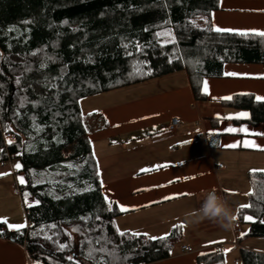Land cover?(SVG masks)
Here are the masks:
<instances>
[{
	"label": "trees",
	"instance_id": "16d2710c",
	"mask_svg": "<svg viewBox=\"0 0 264 264\" xmlns=\"http://www.w3.org/2000/svg\"><path fill=\"white\" fill-rule=\"evenodd\" d=\"M218 2L0 0V124L17 139L4 150L0 136V164L7 155L17 160V189L23 201L25 193L33 200L25 206L27 228L8 232L0 225V238L22 246L32 264H151L170 257L171 237L118 234L119 214L102 196L79 100L178 71L186 72L200 99L203 78L220 76L223 64H264V37L210 30ZM163 32L171 35H157ZM224 105L264 123V103L251 96ZM249 180L254 207L238 212L248 226L240 241L264 239V173ZM240 258L264 264V254L242 249ZM200 262L223 264V255L214 252Z\"/></svg>",
	"mask_w": 264,
	"mask_h": 264
},
{
	"label": "crops",
	"instance_id": "0c3cea01",
	"mask_svg": "<svg viewBox=\"0 0 264 264\" xmlns=\"http://www.w3.org/2000/svg\"><path fill=\"white\" fill-rule=\"evenodd\" d=\"M210 23L211 28L264 31V0H219ZM229 71L248 75L225 76ZM254 77H264V64L231 62L222 65L220 76L203 78L200 99L194 97L186 72L178 71L79 100L102 196L129 208L121 212L113 203L119 214L115 228L147 239L165 234L172 238L170 257L151 264H199V258L214 252L223 255L225 264V249H232L228 254L235 251L237 256L244 248L264 254V239L241 244V236L237 249L232 226L224 228L219 222L196 217L186 222V214L198 211L210 190L227 202L238 219L240 205L248 204L251 193L250 170H264V150L227 147L250 140L264 148V135H251L264 134V123L249 122V111L225 106L230 100L219 99L251 96L254 102L264 103L255 99L264 97V78ZM204 80L209 84L207 95L202 91ZM239 113L247 116L235 118ZM229 116L234 118L225 119ZM173 118L180 120L179 128L153 141L151 137L163 133ZM230 128L237 131H227ZM245 128L247 132L240 131ZM11 165L0 164V174L7 173L0 175V218L27 225L25 204ZM157 165L167 167L140 171ZM181 224L182 230L174 227ZM0 225L16 232L7 224ZM247 229L242 224V233ZM183 246L191 247L192 252H181ZM0 264L32 263L22 246L0 238Z\"/></svg>",
	"mask_w": 264,
	"mask_h": 264
},
{
	"label": "snow or ice",
	"instance_id": "6c2138e0",
	"mask_svg": "<svg viewBox=\"0 0 264 264\" xmlns=\"http://www.w3.org/2000/svg\"><path fill=\"white\" fill-rule=\"evenodd\" d=\"M193 23V26L194 27H198V25H196L194 22ZM205 23H208V20L205 19ZM210 30H214L218 33H224V32H228V33H236L238 35H241V36H249V35H254V36H258V37H264V31H261V30H237V29H231V28H222V27H217V26H213L212 29ZM157 35H162V36H169L171 35L169 32H163V33H158ZM171 42H175L174 38L172 39ZM140 46L137 45V48H139ZM137 71H139V69H137ZM147 74H150V73H147ZM225 76L227 77H236V76H247L248 74H240V73H236V72H225L224 73ZM254 78H264V77H254ZM17 83H19V79H17ZM202 91L205 95L209 94V84H208V81L207 80H204L203 81V87H202ZM219 99H223V100H231L232 99V96H225V97H220ZM255 99L257 101H264V97H261V96H256ZM91 115V113L89 114ZM247 116V113H239L237 114V116L235 118H241V117H246ZM234 117L232 116H229V117H225V119H233ZM227 131H230V132H235L237 131V129H228ZM240 131H244V132H247V129H241ZM251 135H264V134H260V133H252ZM9 144L13 143V141L9 140L8 141ZM240 146H243L244 148H252V149H257V150H264V148H261L259 145H257L254 141H250V140H245L242 142V145L240 142L238 143H234V144H229L227 145V147L229 148H237V147H240ZM17 170H19L21 168V165L18 163L14 166ZM68 167H72V165H68ZM162 167H167V165H157L155 168H152V169H149V168H143L141 169L140 171L141 172H150V171H155V170H159L160 168ZM253 175L257 172H264V170H258V169H252L250 170ZM0 175H7V173H2ZM18 180H19V183L20 184H24L25 183V178L23 176L21 177H18ZM183 195H189V193H184ZM249 195H252V193H249ZM27 196L28 194L25 193V202L27 203ZM173 198H176V197H165V199H173ZM260 199L264 200V196H261ZM105 201L107 202L108 204V210L111 211L112 210V205L113 203H116L119 207V211L121 212H127L129 211V208L124 206V205H120L119 202H115V201H111L108 199L107 196H105ZM36 204H39V201H35ZM29 207H31L32 205L29 204L28 205ZM254 205L253 204H244V205H240V209H250V208H253ZM236 219V217H235ZM243 220L244 221H253L254 220V217L251 216V215H244L243 216ZM0 223H4V224H7V227L9 230H15L17 232H19L21 229H24L25 227H27L26 224H10L8 223L7 221V218H0ZM53 227H55V225H53ZM177 230H182L184 225H176L174 226ZM75 231V229H74ZM117 232L120 236H124L125 233L123 231H120L119 229H117ZM132 236H139L141 235L140 233H132L131 234ZM145 236H147V234H143ZM247 235L246 233H242L241 236H245ZM149 239H152V240H161V241H166L168 239V234H165L163 236H160V237H149ZM67 247V245H60V248L63 249ZM100 251H105L104 249H100ZM225 255L228 253V252H231L232 249H226V250H223ZM109 255H111V253H109ZM201 255H204V253H202ZM88 258L89 259H93V255H92V252H89L88 253ZM69 260H72L73 257L69 256L68 257ZM96 264H102V262L100 261H97ZM103 264H106V262H103Z\"/></svg>",
	"mask_w": 264,
	"mask_h": 264
},
{
	"label": "clouds",
	"instance_id": "9594fccd",
	"mask_svg": "<svg viewBox=\"0 0 264 264\" xmlns=\"http://www.w3.org/2000/svg\"><path fill=\"white\" fill-rule=\"evenodd\" d=\"M191 217L197 219H210L219 222L222 227L230 228L235 220V215L227 202L215 190H210L206 193L201 207L196 212L186 214V222H190Z\"/></svg>",
	"mask_w": 264,
	"mask_h": 264
},
{
	"label": "built area",
	"instance_id": "2783aa9c",
	"mask_svg": "<svg viewBox=\"0 0 264 264\" xmlns=\"http://www.w3.org/2000/svg\"><path fill=\"white\" fill-rule=\"evenodd\" d=\"M179 126H180V120L177 118H173L170 122V125L167 127V129L163 133L158 134L156 136H152L151 139L153 141H155L161 137L168 136V135L172 134L175 130H177L179 128ZM0 136H1V140L3 143L4 150H7L9 145H14L17 142L16 137L12 133L3 131L1 124H0ZM9 140L13 141V143L9 144L8 143ZM12 159H13L12 156L7 155V162L6 163L10 164L12 162ZM232 232H233V235L235 237L233 246L237 249H240V244H239L238 240L240 239L241 234H242V224L238 219H236L232 222ZM171 248H172V246H171ZM217 248H219V247H217ZM180 250H181V252H184V253H191L192 252V248L186 247V246L181 247Z\"/></svg>",
	"mask_w": 264,
	"mask_h": 264
},
{
	"label": "rangeland",
	"instance_id": "374dc122",
	"mask_svg": "<svg viewBox=\"0 0 264 264\" xmlns=\"http://www.w3.org/2000/svg\"><path fill=\"white\" fill-rule=\"evenodd\" d=\"M201 26L203 25V24H200ZM12 165L10 166V167H12V169H14V170H17L14 166L16 165V164H18V162H17V160L16 159H14L13 161H12V163H11ZM33 203V200H31V199H27V203L24 201V204H25V206L27 205H29V204H32ZM25 228H27V227H25ZM246 231L247 230H243V233H246ZM244 237V236H243ZM180 238V237H179ZM246 240H249V242H254V241H251V240H255V239H253V238H250V237H245V238H243L242 239V241H240V243L242 244L244 241H246ZM246 243V242H245ZM245 243H243V244H245ZM240 244V245H241ZM179 246V245H178ZM226 250V249H225ZM243 250H246L245 248L243 249ZM173 251H176V249L175 250H173ZM246 251H248V250H246ZM249 252H251V251H249ZM255 253V252H254ZM226 257H227V259L226 260H224V263L225 264H242V262H241V259H240V255L239 256H237V254H236V252L235 251H233V253H227L226 254ZM237 259V262L235 261Z\"/></svg>",
	"mask_w": 264,
	"mask_h": 264
}]
</instances>
